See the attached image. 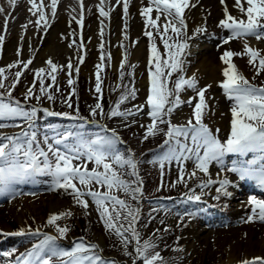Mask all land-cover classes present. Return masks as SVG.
<instances>
[{
  "label": "rangeland",
  "instance_id": "374dc122",
  "mask_svg": "<svg viewBox=\"0 0 264 264\" xmlns=\"http://www.w3.org/2000/svg\"><path fill=\"white\" fill-rule=\"evenodd\" d=\"M146 3H148V1H146ZM45 20L47 21V24H45ZM45 20H43L44 25H48L49 21L47 18ZM70 25L75 33V23L71 22ZM142 30V39L144 42L142 52L134 62H129V54L127 53V62H125L123 68V76H121L120 65L114 70H111L110 64L105 60V67L100 73L102 77L101 94L95 92V66L97 63H100L99 45L101 42L104 44L105 56L107 57L109 54L104 36L102 38L100 37V41L96 43L92 50V53L90 54L91 62L89 63L88 68H80L79 66L78 73L75 71L72 72L71 78L74 80L72 86L68 85L69 72L67 70V65L58 67V71L54 73L56 76V83L53 87L47 89L46 93L41 94L40 85L37 81L34 85V96L26 101L24 94L28 87L33 86L35 70L45 68L50 71L49 65L46 61L37 67L33 65L32 61L29 69L23 70L19 82L16 84L15 88L11 90V97L12 100L19 101L26 110L35 107L37 109L36 116L34 117L31 127L27 121L21 118L0 120V123L5 125L3 128H0V136H18L22 148L27 150V140L20 134L24 132L29 133L30 136L31 132L34 131L36 132V141L33 142L34 151L37 149V146L45 151L48 150L47 144L44 142L45 137L48 138V143H52L54 147L58 146L61 151H66L64 144L55 145L54 143L55 139L59 138L62 134L71 133L72 135L67 140V144L74 145L77 144L80 139L86 141L96 139L97 134L101 137H111L114 130L118 139H116L111 146V153L119 154L124 159H127L128 157L134 158L137 161L136 171L143 182L140 193H133L131 191L124 192L116 189L112 190L113 195L117 196L119 199L125 200L126 204L131 208L139 210V219L136 222V229L140 236L139 242L142 243L144 240L151 239L155 247L149 251L159 252L163 264H222L221 259L224 255L225 246L230 242H238L242 245V239L245 238L248 229H252L254 226L259 225L264 226V221H261L258 218H254L251 222L247 221V217L253 215L251 210L252 206L248 204V198L250 196H255L257 199H264V188L260 187L258 183L260 164L264 163V161L257 159L255 164L248 165L245 162L254 159L256 154L250 153L244 157H240L238 154H227L224 157L223 165L214 162L209 166L208 176H204L203 173L198 172L197 176L194 178L189 179L188 176L185 175V182H177L179 178V163L177 161H166L163 169L160 167L159 163L156 162L165 152L168 151L169 145H165V141L170 139L165 135L168 128L167 123L160 124L159 128L161 131L155 136H149L148 139L145 140L144 134L146 126L151 122V118L147 115V106H145L141 114L136 115L134 118L110 117L108 115L109 111L116 107L117 100L120 98L122 92L125 91L124 87H117L118 85L127 86V89L133 87L136 89L135 99L129 98L121 103L119 105V110L124 111L131 109L135 111V106L146 105L149 87V39L144 35L146 30L144 18ZM203 33L209 36L210 45L215 49L223 48L224 51L231 50L235 53L244 52L245 42L242 40V36L229 40L227 44L223 43V40L228 39V37L232 35V31L231 29L222 28L220 23L211 26ZM169 36H171V33H169ZM252 37L256 39L255 36ZM73 41H75V43H73ZM256 41L262 43L264 46V39H256ZM71 42L73 44V52H75L74 63L78 62V56H84L85 59V53L81 49L80 42L77 39V32L75 35H71ZM154 43L163 56V42L159 35L155 33ZM121 44L123 46H121ZM119 45L122 49L128 52L129 48L126 45L125 40L120 42ZM1 47L2 46L0 45V67L5 68V87L0 88V95H2L4 100L8 102V86H10L15 79L14 73L17 70H20V65H15L12 68H8L7 66L13 64L17 60H28L31 58L24 59L21 57L22 55L17 56L16 53L14 59L7 63H3ZM257 50H259L261 54H264L263 49L258 48ZM186 58L187 49L185 50V54L181 57L184 64ZM248 59L249 57L247 55H235L232 57V62L237 66L238 71L243 74L251 84L257 87H264V71L257 72L258 62L257 65H251L248 63ZM138 72H142L144 76V84L141 86L136 84V75ZM129 73H131V75H129ZM222 73L215 80L214 84L209 82L204 84L197 77L196 78L198 81V87L211 85L207 90V96L209 97L213 93L215 98L210 99L211 112L205 117L204 122L209 126L214 135H216L221 141H224L227 139L231 131V108L233 107L234 102L225 95L223 89L219 86L220 82L224 79ZM180 75L185 77L183 72L180 73ZM176 76L177 73H173L172 80H174ZM51 83L52 81L50 78L45 79V84ZM57 86L59 88L58 91ZM169 86L171 87V81H169ZM73 88H75L74 93ZM48 94H52L54 99H47ZM98 95L100 96L99 102L102 105L103 114L98 110L97 114L93 116L91 109L97 103ZM180 95L181 99L184 101H187L189 97L195 98V92L192 89H186L182 91ZM34 97L40 98L37 100ZM66 101H69L72 106L69 107ZM193 106L194 105L190 106L187 103L181 104L179 108H186L189 110L188 116L184 120H180L178 123H174L173 117H170L169 119L171 120V123L176 125L185 124L191 117ZM45 109L57 113H68V115L49 116L44 111ZM84 118L93 121H91V124H86L87 127H85L83 125L85 122L83 121ZM216 118L220 122L216 124L212 123L211 121ZM133 119H135V123H133ZM177 139H179L181 143H186V140L183 137ZM0 142L7 143L2 140H0ZM170 144L175 146V141L170 140ZM40 160H43V157H40ZM54 162L55 158L50 155L49 163L54 165ZM107 162H113L111 154ZM73 163H84L89 170L98 167L93 161H87V158L84 156L78 160H74ZM186 163H188L194 170V160L185 161L184 168ZM113 167L121 175L122 179L129 182L131 189L138 186L135 183L136 176L132 175V169L130 166L126 164H113ZM233 167L249 168L252 169L253 172L250 175H244L243 178H241V172L230 171ZM211 168L216 169L218 172L217 177L212 175L210 171ZM98 171H103L102 166L98 167ZM39 174L46 178L43 179L42 177H37L40 176ZM39 174L36 173L37 178H35V180L31 179L29 183L30 186L28 188L23 187V189L20 185L14 187L12 182L5 185L4 182L0 181V224L6 223L10 228L9 231L5 230L0 234L4 241L10 242V245H8L10 247L4 251H13L14 253L18 250L22 260L29 251L22 253L20 251L21 245L29 243L35 244L36 241L39 244V242L44 239L45 235H50L56 237L55 246L60 251L71 252L77 243H85L86 245L95 244L97 247L87 254L99 255L104 264H143L142 259L136 254L138 243L131 238V232L125 231L123 237H121L117 236L114 231L106 229L99 211L97 210V206L92 201L91 197H85L89 201V207L84 209L75 202L73 195L71 194V189L65 190L55 187V177L51 173L45 171L39 172ZM227 176L239 179V182H237L238 191L235 190V194L229 196L230 198L223 195H220L219 199L216 198L218 195L216 192V188L219 187L218 182L209 185L204 189L197 187L201 180L211 178L214 181H219L220 179H225ZM76 183L78 187H82L79 185L78 181H76ZM231 185L229 186L231 187ZM190 189L192 190L191 192L189 191ZM92 190L108 191L106 187H101L95 183L92 185ZM38 193H50L63 200H71L72 206L74 207L73 209L66 207L54 211V213H59L61 211L72 212L71 216L61 218L57 221V225L60 227L66 226L68 228V231L63 236L59 234L55 225L48 224V217L37 223L28 217V221L18 223V220L9 213L7 209L8 206L13 205L17 198L20 196H33ZM192 193L200 195L201 199L199 201H189L187 195ZM168 196L169 198H167ZM242 201H246L247 205L240 211L242 215H240V213L236 214L233 210V205ZM117 209L119 210V206H117ZM120 211L123 217L126 210ZM168 218H173L171 223H169ZM120 223L124 225V228L128 227L127 220L122 218ZM187 223H194L196 230H200V235H206L207 232H211L215 235V237L214 235L212 236L214 241L207 236L205 246L202 250L197 249L192 254L183 253L182 247L179 245V237L185 230ZM27 224L30 225V230L25 229V226H28ZM22 229L24 231L21 235L16 236L11 235L10 233L13 232V230L20 232ZM37 230H39L40 233L37 232ZM235 230L241 232L240 240L233 241V239L236 238H233L234 236H231V233ZM100 237L102 238L100 242L101 244L99 245L98 241ZM13 240H16L17 243H13ZM34 250L36 249L34 248ZM263 255L264 253L259 257L264 258ZM41 258L49 259L51 264H62V262L68 260L67 257H61L58 254L47 252V246L41 251ZM241 261L243 260L241 259V256H239V261L233 264H241ZM85 264H88V262H85Z\"/></svg>",
  "mask_w": 264,
  "mask_h": 264
},
{
  "label": "snow or ice",
  "instance_id": "6c2138e0",
  "mask_svg": "<svg viewBox=\"0 0 264 264\" xmlns=\"http://www.w3.org/2000/svg\"><path fill=\"white\" fill-rule=\"evenodd\" d=\"M30 4L32 0H29ZM131 0H116V4L122 3L123 16L127 18L129 12V4ZM198 0H148L147 6L140 8V15L144 18L145 32L144 35L149 39V57H148V94L146 98V105L135 106V111L129 109L121 111L119 105L129 98L135 99L136 89L133 87L127 89V86L118 85L117 87H124L120 98L117 100L116 107L111 109L108 113L110 117H135L141 114L145 106H147V115L151 118V122L146 126L144 139L149 136H155L161 131L160 124L167 123L168 128L165 135L169 140L165 141V145H169L168 151L159 158L158 162L163 169L165 162L173 160L179 163V178L177 182H185V175L189 179L197 176V173H203L204 176L209 174V166L218 163L223 165L224 157L227 154H238L244 157L247 154H256L255 158L248 160L245 163L248 165L255 164L257 159L264 161V87H257L251 84L248 79L241 74L237 66L232 62V57L235 55H247L249 57L248 63L257 65V72L264 71V54L257 49L251 47L248 43L244 44L243 53H235L231 50H226L220 57L221 61L226 65L223 69L224 79L220 82V87L223 89L225 95L232 100L233 107L231 108V131L227 139L221 141L213 134L209 126L204 122L205 117L211 112L210 97L207 96V90L211 85L205 87H198V81L195 75L190 78H185L180 73L183 72L184 61L181 59L185 54V50L189 47V37L187 36V25L185 10L196 6ZM220 4L224 6V19L220 20V26L225 29H231L232 35L228 39L223 40L227 44L229 40L241 36L252 35L257 40L264 39V0H234V7L237 8L246 18H237L233 16L226 4V0H220ZM246 5V6H245ZM35 7V5H33ZM50 7L52 14L55 16L57 8V0H51ZM98 7L99 16L102 18H109L110 12L113 8L105 10L104 0H101ZM32 11V8L29 9ZM153 13L155 15L153 16ZM37 14V13H33ZM74 19V18H73ZM45 20L44 12H38L36 25L39 27L40 21ZM83 4L81 3L80 19L76 20L77 25H83ZM45 24L47 21L45 20ZM100 35L103 37V30L105 24L103 19L100 21ZM7 26V20L6 24ZM127 26V19H125V27ZM206 29L202 26L194 30V35L205 32ZM154 33L159 35L164 45V55L158 51L154 43ZM171 33V36H169ZM75 35V33H70ZM23 39V37H22ZM124 39L128 37L125 34ZM4 43V36L0 35V45ZM75 43V41H73ZM73 44L70 43L69 47ZM121 46H123L121 44ZM84 47L83 43L80 45ZM100 47V63H97L96 68V83L95 92L102 93V77L101 71L105 67V60L111 63V54L107 57L104 53V44L101 42ZM20 48H17V56H21ZM167 57V58H165ZM127 60V53L120 61L121 76L124 75L123 68ZM84 62V56H78V62L73 63L69 61L67 70L69 72L68 85L72 86L74 80L71 78L73 71L79 72V65ZM49 65L50 71L45 68L35 70L33 86L28 87L24 96L27 101L34 96V85L38 81L40 85V92L44 94L47 89L52 88L56 83V76L54 73L58 71V65L51 59L46 61ZM32 60H17L7 67L12 68L15 65H20V70L14 73L15 79L12 84L8 86V102H6L2 95H0V120L21 118L29 123L31 127L37 109L35 107L26 110L19 101L12 100L11 90L15 88L19 82L23 70L29 69ZM154 66V70H153ZM5 68L0 67V88L5 87ZM173 73L177 76L172 80ZM131 75V73H129ZM50 78L52 83L45 84V79ZM171 81V87L169 86ZM186 89H192L195 92V98L189 97L187 101L181 99V92ZM59 90L57 86V91ZM75 88H73V93ZM71 95V94H70ZM39 100L40 97H34ZM47 99L53 100L52 94L47 95ZM100 96L97 97V103L92 107V115L95 116L99 110L102 113V105L99 102ZM68 106L71 103L66 101ZM187 103L192 106L191 117L185 124L176 125L171 123L169 119L181 104ZM49 116L65 115L68 113H57L54 111L44 110ZM135 123V119H133ZM5 125L0 123V128ZM218 131V130H217ZM21 136L27 140L28 148L24 150L19 143L18 136H0V140L7 143L0 142V181L5 185L13 181H25L31 178L38 172H49L55 177V187L65 190L71 189V194L75 202L84 209L89 207V201L85 197H91L92 201L97 206L100 217L104 226L108 230L115 232L117 236L123 237L125 231L131 232V238L136 240L138 246L136 254L142 259L143 264H163L159 252H150L155 245L151 239L144 240L140 243V236L136 229V222L139 219V210L128 206L125 200L119 199L112 194V190H122L124 192L140 193L142 188V180L139 178L137 169V161L128 157L124 159L119 154L111 153V146L114 144L116 137L113 130L111 137H100L86 141L80 139L77 144L68 145L67 140L72 135L71 133L62 134L56 138L55 145L64 144L66 151H61L59 147H54L52 143H48V138L45 137V144H47V151L39 148L33 150V142L36 141V132L29 133L22 132ZM183 137L185 140H190L191 143H181L179 139ZM170 140L175 141V146L170 144ZM111 154L112 163L107 162ZM55 158L54 165L49 163V156ZM82 156L87 158V161H93L98 167L102 166L103 171H98L97 168L86 167V164H74V160L80 159ZM22 157V159H21ZM43 157V160H40ZM194 160V170L190 173H185L184 162ZM113 164H126L132 169V175L136 176L135 183L138 185L134 189L130 188L129 182L122 179L121 175L114 169ZM233 172H241L244 175H250L253 170L249 168L230 169ZM163 175V173H162ZM76 181L79 182L78 187ZM219 184L216 188L217 199L220 195L229 196L231 193L227 191L229 180L220 179L214 181L211 178L201 180L197 187L204 189L214 183ZM95 183L101 187H106L108 191L92 190V185ZM259 186L264 188V163L260 164V171L258 176ZM88 189V190H85ZM192 191L191 189L189 190ZM189 201H199L200 195L192 193L187 195ZM248 204L252 206L253 215L247 217V221L251 222L254 218L264 221V199H257L255 196L248 198ZM119 206V210L117 209ZM120 210H126L122 217ZM71 211H61L53 213L48 217V224L55 225L61 236H63L68 228L60 227L57 221L61 218L71 216ZM127 220L128 227L120 223L121 219ZM23 229L14 235L23 234ZM39 232V230H37ZM56 237L45 235L44 239L35 245V251L29 252L18 264H51L49 259L41 258V251L47 246V252L58 254L61 257H67L68 260L62 264H104L99 255H88L92 249L97 245H86L85 243H77L71 252L60 251L55 246ZM47 254V253H46ZM83 254V255H82ZM7 255V254H6ZM241 264H264V258L253 257L251 259L241 261Z\"/></svg>",
  "mask_w": 264,
  "mask_h": 264
},
{
  "label": "bare ground",
  "instance_id": "6f19581e",
  "mask_svg": "<svg viewBox=\"0 0 264 264\" xmlns=\"http://www.w3.org/2000/svg\"><path fill=\"white\" fill-rule=\"evenodd\" d=\"M146 1L148 0H131L128 16L125 18L123 16L122 3L117 5L116 0H104L105 10L107 11L109 8H113V10L110 12L109 18L103 19L99 16L97 7L100 5L101 0H57L55 16H53L50 7L51 0H32L31 4L29 0H0V35L4 36V43L1 45L2 61L3 63H7L14 59L17 48L19 47L22 52L21 57L24 59L31 58L35 67L40 66V64L49 59L56 63L58 67L66 66L69 61L74 63L75 52H73V46L69 47V44L72 43L70 33L74 32L73 28L71 29L70 27V23L73 22L76 26L77 39L80 45L83 43L84 47L81 49L86 56L84 62L79 66L80 68H88L91 62L90 54L96 43L100 41V21L103 19L105 24L103 36L107 49L112 57L110 63L111 70H114L120 65V61L124 58L125 53L129 54V62H134L142 52L144 45L142 39L143 17L140 15V8L142 6H147ZM193 2H195V0H193ZM81 3L83 4L84 16L82 27L76 23V20L80 19ZM226 4L229 12L233 16L245 18V16L233 6L234 0H226ZM33 5H35V7H33ZM30 8H32V11H29ZM223 9L224 6L220 4V0H198L195 7L185 10L187 35L189 37L187 58L183 65L185 77H192L195 75L204 84L206 82L214 84L215 80L226 67L220 59L221 54L224 52L223 48L215 49L211 47L209 36L205 35V33L194 35V30L197 27L202 26L208 30L211 26L219 24L220 20L224 19ZM41 10L44 12L45 19L47 18L49 22L48 25H44V21L41 20L39 27H37L36 20L38 18V12ZM154 15L155 13H153V16ZM125 19H127L126 27ZM6 20L7 26H5ZM125 34L128 37L127 40L124 39ZM123 40H125L129 48L128 52L119 45ZM242 40L254 49H263L264 53L263 44L257 42L252 35L242 36ZM136 84L138 86L144 84L142 72L137 73ZM209 97L210 99L215 98L213 93ZM188 114V109L179 108L174 110L171 117H173L174 123H178L180 120H184ZM211 122L216 124L220 121L216 118ZM186 143L190 144L191 141L186 140ZM191 170H193L192 167L186 163V173H189ZM210 171L214 177L218 176V172L215 168H211ZM225 179L229 180L227 191H229L231 195L235 194L234 191L237 190V182H239V179L230 176H227ZM229 185H231V187ZM246 203V201H242L233 205L235 213H240L247 205ZM66 207L70 209L74 208L71 200H63L50 193H38L33 196H20L14 201V204L8 206L7 209L9 213L18 220V223L28 221V217L37 223L49 217L54 211ZM240 215L242 214L240 213ZM172 219L173 218H168L169 223H171ZM194 225V223H187L185 230L179 237V245L182 247L183 253L192 254L197 249L202 250L205 246L207 236L214 241L212 237L214 234L207 232L206 235H200V230H196ZM25 229L30 230V225L25 226ZM0 230V233H2L5 230L9 231L10 228L4 223L0 224ZM232 232L231 236L236 238L233 239V241L240 240L241 232L238 230ZM101 238L102 237H100L98 241L99 245L101 244ZM242 240V245L238 242H230L224 247V255L221 259L222 264L237 263L239 261V256H241L242 260H247L253 257H259L264 253V226L259 225L254 226L252 229H248L245 238ZM12 242L17 243L16 240ZM0 244L8 246L10 242L0 240ZM27 245L23 246V249H25ZM21 252L23 253L22 250Z\"/></svg>",
  "mask_w": 264,
  "mask_h": 264
}]
</instances>
